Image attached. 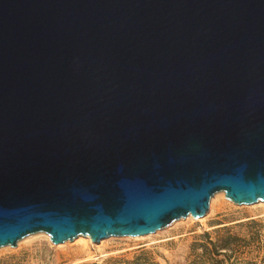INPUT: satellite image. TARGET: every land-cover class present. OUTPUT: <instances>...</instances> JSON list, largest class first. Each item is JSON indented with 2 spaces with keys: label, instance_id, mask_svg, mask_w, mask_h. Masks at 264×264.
<instances>
[{
  "label": "water",
  "instance_id": "95a60500",
  "mask_svg": "<svg viewBox=\"0 0 264 264\" xmlns=\"http://www.w3.org/2000/svg\"><path fill=\"white\" fill-rule=\"evenodd\" d=\"M264 202V0H0V249L142 237Z\"/></svg>",
  "mask_w": 264,
  "mask_h": 264
},
{
  "label": "rangeland",
  "instance_id": "374dc122",
  "mask_svg": "<svg viewBox=\"0 0 264 264\" xmlns=\"http://www.w3.org/2000/svg\"><path fill=\"white\" fill-rule=\"evenodd\" d=\"M215 196L205 217L178 220L152 236L98 244L79 236L55 245L37 233L1 248L0 264H264V202L237 205Z\"/></svg>",
  "mask_w": 264,
  "mask_h": 264
},
{
  "label": "bare ground",
  "instance_id": "6f19581e",
  "mask_svg": "<svg viewBox=\"0 0 264 264\" xmlns=\"http://www.w3.org/2000/svg\"><path fill=\"white\" fill-rule=\"evenodd\" d=\"M218 195H220V196H222L223 198H226V195H225V193L224 192H221L220 194H218ZM218 195L217 196H215V197H218ZM259 203H261V202H259ZM189 217H191L192 219H194V220H196V218H194V217H192L191 215L189 216ZM45 234V233H44ZM154 234V233H153ZM148 236V235H147ZM150 236H152L151 234H150ZM82 237H85V238H87V239H90L91 240V238L90 237H88V236H82ZM143 237V236H142Z\"/></svg>",
  "mask_w": 264,
  "mask_h": 264
},
{
  "label": "trees",
  "instance_id": "16d2710c",
  "mask_svg": "<svg viewBox=\"0 0 264 264\" xmlns=\"http://www.w3.org/2000/svg\"><path fill=\"white\" fill-rule=\"evenodd\" d=\"M133 264H135V263H133Z\"/></svg>",
  "mask_w": 264,
  "mask_h": 264
}]
</instances>
